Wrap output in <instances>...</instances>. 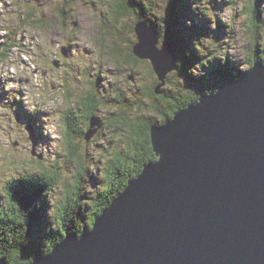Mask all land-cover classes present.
Returning a JSON list of instances; mask_svg holds the SVG:
<instances>
[{
	"label": "rangeland",
	"instance_id": "1",
	"mask_svg": "<svg viewBox=\"0 0 264 264\" xmlns=\"http://www.w3.org/2000/svg\"><path fill=\"white\" fill-rule=\"evenodd\" d=\"M138 1L142 3L141 9L145 14L151 13L148 15V20L154 21L153 18L156 17L157 21V14L161 15L165 0ZM246 1L190 0L187 2V13L184 14V18L190 23L189 28L179 29L184 30L181 31L182 39L179 43L168 44L172 48L171 51L173 50L177 55V62L179 64L184 62L183 68L191 73L193 80L188 81H184L181 73L179 75L183 88L190 92L187 96L188 104L198 98L195 92H202V86H206L205 82L211 80L212 76H215L219 82L224 80L219 76L223 67L216 65L221 59L231 73L238 75V78L233 75V79L237 80L252 67L251 63L263 64V60L253 59L254 49L250 52L249 47L253 46L249 40L251 30L244 23L246 14L240 11ZM120 4H123V0H0V7L3 9L0 11V203L8 199V191L15 194L26 191L30 193L28 197L33 199L35 205L41 202L39 206H34L35 221L28 219L27 226L25 225L26 232L20 236L30 245L28 258L21 256L17 246L18 241L14 245L17 253L15 257H18L19 262L23 264H29L35 258L46 255L35 249L40 239L37 236H45L48 234L47 231H51L42 221L47 217V212L52 213V209L54 210V200L58 201L60 191L66 187L64 186L66 178L70 183L69 189L73 188L72 182L78 173L80 178L84 179L83 183L79 181L84 187L80 191V202L85 201L88 206L93 201V197L103 191V189L95 191L93 186L87 183L92 180L91 177L100 183L103 182L101 180L104 179L105 173L102 164H92L91 158H98L106 163L113 155L110 152L117 145L119 135L114 132V126L119 124L108 120L111 113L122 110L130 119H135L136 116L145 119L146 116L142 115L153 113L151 105L170 107L160 97L164 89L169 91V98L174 99L176 96L171 87L177 89L179 86L177 84L175 87L173 83L176 72L179 73L178 70L166 74L162 80L157 74L154 76L153 72L150 73L148 70L153 66L151 57L156 54V47L161 48L162 43L159 42V38L154 48L151 45L150 48L144 49V52H139L145 42L138 43L136 25L137 22L147 21L140 16L134 26L132 23L129 24V13L134 9L124 10V7L120 9ZM258 4V10L263 15L264 1L259 0ZM145 7L148 9L146 10ZM134 18H136L135 13ZM124 23H127V26L129 24V30L122 36ZM193 24L199 27V35L196 36L201 38L196 40V37L192 36L193 44L198 49L195 56L190 53L187 55V44L183 42L186 38L183 37L186 35V30H192ZM257 32L258 52L264 53L263 23H260ZM176 46L177 50H175ZM130 48L133 54L135 49L139 53L153 52V54L143 59L144 62L133 65ZM117 49L121 50L120 56L115 54ZM203 55H207V58H202ZM123 58L126 63L122 61ZM208 60L212 62L209 63ZM214 65L216 67L211 69ZM5 72L8 75H4ZM158 81L160 83L157 84ZM8 83H18L21 87L6 90L5 86ZM109 83L117 84L119 91L120 88L124 89L126 94L120 105L114 102V97L108 88ZM92 87L104 102L98 104L96 110L92 111L96 117L91 120L90 131L85 138L74 137L73 145L78 155L77 157L73 155L72 160L66 162L63 153L66 141L65 123L70 120V124L73 125L74 116H80L79 119L85 122L84 117L89 112V108L96 103V99L92 96ZM111 88L114 93L117 92L114 87ZM150 88L154 89L153 96L148 97ZM193 95L195 96L192 97ZM25 96L31 97L35 105L34 109H29ZM180 96L183 97L184 94ZM108 140L111 142L109 143ZM39 158L61 159L60 177L48 181L47 175L53 174V169L50 168L49 173L45 175L37 171ZM63 166L65 169L62 171ZM90 166L92 168H89ZM34 174L37 175L34 177L38 178L39 182L32 179ZM20 200L25 202L23 197ZM42 202L45 206H41ZM6 210L4 215L7 213ZM79 214L83 217L82 213ZM0 217H3L1 209ZM52 220V215H49L48 225ZM79 223L82 224V220ZM87 228H83L82 232L87 231ZM4 232V235H8L7 231ZM1 239L2 235L0 262L9 264L6 247L8 242H15V238ZM55 244L52 246L54 247Z\"/></svg>",
	"mask_w": 264,
	"mask_h": 264
},
{
	"label": "water",
	"instance_id": "2",
	"mask_svg": "<svg viewBox=\"0 0 264 264\" xmlns=\"http://www.w3.org/2000/svg\"><path fill=\"white\" fill-rule=\"evenodd\" d=\"M137 36L158 43L146 25ZM154 56L162 80L170 57ZM151 143L157 160L89 230L29 264H264V63L156 123Z\"/></svg>",
	"mask_w": 264,
	"mask_h": 264
},
{
	"label": "trees",
	"instance_id": "3",
	"mask_svg": "<svg viewBox=\"0 0 264 264\" xmlns=\"http://www.w3.org/2000/svg\"><path fill=\"white\" fill-rule=\"evenodd\" d=\"M140 1L142 2V0ZM169 1L171 3L168 4ZM189 1L190 0H165L164 5L162 6L164 9H161V15L157 14L158 17L157 21L155 20L157 19L156 17L153 18L154 21L148 20V15L151 13L142 16L143 20L147 21L146 23L148 25L158 30V38H160L159 39L160 43L168 42L170 45H172L180 42V39H182V37H180L181 31L184 32V30H179V29L189 28L190 25V23H188L187 20L184 18L185 16L184 14L187 13L186 5L187 2ZM258 3L259 0H247L246 4L243 5L240 11L246 14L244 23L247 25L248 29L251 30V34L249 35V40L253 46L249 48H250V52L254 49L253 59L263 60L264 63V53L258 52L259 42L257 39L258 36L257 31H259L260 23L264 24V19H263L264 15H262V12L258 10V5H259ZM141 5L142 3H140L138 0H131L130 2L128 1L126 2L123 0V4L119 5L120 9H122L123 7L124 10L134 9L132 12L129 13L130 16L129 24L132 23V25L134 26L138 20L137 18L141 16V12H140ZM145 9L147 10L148 7H145ZM134 12L136 18L133 19ZM129 24L128 26L127 23L122 24L124 29L122 31V36L125 31L127 32L129 30ZM193 25L194 27L192 28V30L187 29L186 35L183 36V37L186 36L183 42L184 44H187L186 47L188 51L187 55L188 53H190V55H194V54L197 55L198 53V49L195 48L193 44L194 40L192 36L196 37V40L200 39V36L199 37L196 36L199 35L200 29L195 24ZM175 50H177V46L175 47ZM129 51L131 55V63L133 65H136V63L138 62H144L143 59L137 57V55L132 53L131 48L129 49ZM211 51L215 52L213 50ZM120 52L121 50L117 49L115 51L116 56H120L121 55ZM125 58L128 59L127 57ZM202 58L206 59L207 55H203ZM122 61L125 62L124 58L122 59ZM208 62L211 63L212 60H208ZM177 63H178L177 69L179 73L176 72L173 83L175 84L174 85L175 87L177 84L179 86H177L178 87L177 89L171 87L174 96L175 95L176 96L174 97V99L169 98L168 97L169 91L167 89L166 90L164 89L163 91L164 93L160 96L163 99V101H165L170 105V107H162L161 105L154 107L153 105H151L153 113L152 114L145 113L144 115H142V116H146L145 118L146 121L143 117H139V116H136L135 119H130V117L125 112H122V110H117L116 113H111L112 116L110 115L108 120L114 121L119 124L114 126V130H115L114 132H116V134L119 135L117 145L110 152L113 155L108 158V161L106 163L101 162L100 160H98V158L97 159L91 158L92 164L95 165H98L99 163L102 164V168L103 170H105V173H104V179L101 180L103 182L100 183L99 181H97V179L91 177L90 180L91 179L92 180L89 181V183H87V184H91L90 186H93L95 191L98 189H103V191L101 193H98V195H95L92 199L93 201L88 206L85 203V201L80 202V191H82L84 187L81 186L79 181L83 183L84 179L80 178V174L78 173V176L72 182L73 188L69 189L70 183L69 180L65 177L66 179L64 180L65 183L64 186L66 187H64L63 191H60V196L58 197V201L54 200L55 206H54V210L52 209V213H51L53 220L48 225L47 222L48 212H47L46 213L47 217L42 221V223H45L48 226V228L51 229V231H47L48 234L45 236L44 235L37 236V238L40 237V239H38L39 244L35 246V249L37 251H40L43 254H47L48 252H50L53 247L52 245L58 242L59 240H62L64 238L63 235H65V232L68 230L76 234L81 233L82 229L86 227H88L87 229L89 230L92 226L94 218L100 214L101 210L106 206H108L111 200L116 195H118V193L122 192L123 189H125L129 181L132 178L136 177L137 174L140 173L142 168L148 162L155 161L156 155L153 151V146L151 143V127L158 122L164 121L166 117H172L173 114L179 108L185 107L188 104L187 96L188 94H190V92L183 88L182 81H179L180 79L179 75L180 73L182 74L184 81L193 80V79L191 77V73L187 69L183 68V65H185L183 64L184 62L181 64H179V62ZM216 65H220L223 67L222 68L223 70L221 71L222 73H220L221 75H219L222 79L231 78L233 77V75L235 76V78L236 77L238 78V75L236 73L233 74L229 71L228 69L229 67L227 65H224L222 59L221 61H218ZM216 65L212 67L215 68ZM152 69L153 67L152 68L150 67L148 70H150V73L153 72L155 76V71H153ZM229 73L230 75H228ZM158 82L160 83V81ZM217 82H219L217 78L215 76H212L211 80L205 82L206 86H202L201 88L202 91H204L203 89H206V91L211 89L214 90L215 85L216 87L218 86ZM203 83L201 85H203ZM111 86L114 87V90L117 91L116 93L113 92L114 102L120 105V101L122 100V98H124L126 93L123 91L124 89L122 88H120L121 91L117 90L118 85L115 83H111V84L109 83L110 88ZM175 90H177L178 93L175 92ZM91 91H92V96L96 99V103L94 105H91V107L89 108L90 109L89 112L85 115L86 117H84L85 122L79 119L80 116H76V117L74 116L73 119L75 120V122L73 123V125L70 124V120L65 123L66 141L64 144L63 153L66 157V162L72 160L73 155L77 157L78 154L76 153L75 147L73 145V143L75 142L74 137L83 136V138H85V136L90 131L89 129L91 127V120L94 119V117H96L94 116L93 114L94 112L92 111L96 110V106H98V104H102V102H104L102 99L99 98V96L97 95V91L94 90L93 87L91 88ZM149 91L150 92L147 93V96L148 97L153 96L152 91H154V89L152 90L150 88ZM182 94H184L183 97L180 96ZM196 94L198 93L195 92V95ZM195 95H193L192 97H194ZM171 101H173L172 105L170 104ZM120 108L122 109V107ZM123 110H125V108ZM30 118L33 120L32 116H30ZM134 120H136V123H134ZM108 142L110 143L111 140H108ZM104 149L106 152H108L107 148L104 147ZM87 155H89V153ZM42 159L39 158L37 160V166H38L37 171L45 175L49 173L50 168H52L53 174L47 175L46 178L48 181L50 179L52 181L54 179H57V177H60V170L62 166L61 159L59 160H57L56 158H54L53 160H47V159L42 160ZM89 168L92 167L90 166ZM63 169H65L64 166L62 167V171ZM28 193L29 192L26 191L21 192V195L19 193H16L15 198H13L10 192L9 207L6 210L7 213L6 215L2 213L3 217H0V236L2 235V239L6 240V237L7 239L15 238V242H8L7 243L8 245L6 247V250L9 253V256L7 258L9 264H23V262H19L18 257H15V255H17V253L15 252L16 249L14 248L16 241H18L17 246L18 249L21 251L22 257L28 258L27 254L31 251L29 249L30 245H28V241L26 239H21L20 236L26 232L25 225L27 220L29 219L30 221L32 220L33 222L35 221L34 213H33L34 206H39L41 202L35 205L33 203V199H30L28 197L29 196ZM22 197L24 198L25 202L20 200V198ZM26 205L28 207H26ZM42 205L45 206L43 202L41 206ZM28 209L30 211H28ZM79 213H82L83 217ZM80 220H82V224L79 223ZM41 227L44 228V225L41 224ZM4 231H7V234L10 236L4 235L5 234ZM34 240L36 241L35 237ZM25 261H27V259H25Z\"/></svg>",
	"mask_w": 264,
	"mask_h": 264
},
{
	"label": "bare ground",
	"instance_id": "4",
	"mask_svg": "<svg viewBox=\"0 0 264 264\" xmlns=\"http://www.w3.org/2000/svg\"><path fill=\"white\" fill-rule=\"evenodd\" d=\"M138 24H140V25H142V26H145L146 25V27H148V28H152L153 29V32L155 33V34H157V37H158V30L157 29H155L154 27H151L150 25H148L146 22H138L137 23V25ZM137 25H136V30L138 29V27H137ZM152 34V33H151ZM153 35V34H152ZM154 36V35H153ZM155 37V36H154ZM160 39V38H159ZM170 42V41H169ZM137 44V43H136ZM136 44H135V46L134 47H136ZM163 45H166V47H165V49H162V47H163ZM170 45L168 44V42H163L162 44H161V48H156L155 49V52H156V57L158 58V57H160V56H162V55H158V54H162V53H165L166 55H168V57H170V60H169V64H171V70H169L166 74H168V73H171V72H174V70H178L177 69V55L175 54V52L172 50L171 51V47H169ZM135 54V53H134ZM136 55V54H135ZM147 55V56H146ZM150 55V53H145L144 54V59H146V57H148ZM175 58V59H174ZM176 61V64H175V61ZM214 67H212L211 69H213ZM245 71V70H244ZM165 74V75H166ZM226 81H237V79H233V77H231V78H225L223 81H221V82H217V87H222V86H224L225 85V82ZM159 83V82H158ZM217 87H216V85H215V89L214 90H208V91H202V92H197L198 94H196V95H200V94H202V93H206V94H214L215 92H216V90H217ZM155 125V124H154ZM31 137H33V135L31 136ZM157 160V157H156V159H155V161ZM151 162V161H150ZM141 173V172H140ZM139 173V174H140ZM138 174V175H139ZM124 190V189H123ZM49 215L51 216V213H48V217H49ZM47 217V218H48ZM92 227V226H91ZM69 232H71V233H73L72 231H70L69 230ZM61 241V240H60Z\"/></svg>",
	"mask_w": 264,
	"mask_h": 264
},
{
	"label": "clouds",
	"instance_id": "5",
	"mask_svg": "<svg viewBox=\"0 0 264 264\" xmlns=\"http://www.w3.org/2000/svg\"><path fill=\"white\" fill-rule=\"evenodd\" d=\"M0 11H3L2 7H0ZM4 75H8V73L5 72ZM18 87H21V85L18 84V83H8L5 86L6 90L7 89H12V88H18ZM24 99H25V102L27 103V105H28L30 110L35 108V105L32 103V100H31L30 96H25Z\"/></svg>",
	"mask_w": 264,
	"mask_h": 264
},
{
	"label": "snow or ice",
	"instance_id": "6",
	"mask_svg": "<svg viewBox=\"0 0 264 264\" xmlns=\"http://www.w3.org/2000/svg\"><path fill=\"white\" fill-rule=\"evenodd\" d=\"M154 43V37H146L145 38V44L146 46H148L149 48L151 47V45ZM158 55H162V54H158Z\"/></svg>",
	"mask_w": 264,
	"mask_h": 264
},
{
	"label": "flooded vegetation",
	"instance_id": "7",
	"mask_svg": "<svg viewBox=\"0 0 264 264\" xmlns=\"http://www.w3.org/2000/svg\"><path fill=\"white\" fill-rule=\"evenodd\" d=\"M135 13V12H134ZM147 14V13H146ZM145 12L141 9V16H145L146 15ZM173 73V72H171Z\"/></svg>",
	"mask_w": 264,
	"mask_h": 264
}]
</instances>
